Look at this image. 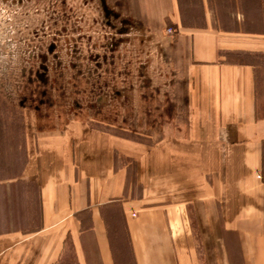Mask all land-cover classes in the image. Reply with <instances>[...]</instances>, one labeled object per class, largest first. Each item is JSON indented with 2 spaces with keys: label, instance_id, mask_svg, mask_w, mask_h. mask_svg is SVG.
I'll return each instance as SVG.
<instances>
[{
  "label": "crops",
  "instance_id": "obj_1",
  "mask_svg": "<svg viewBox=\"0 0 264 264\" xmlns=\"http://www.w3.org/2000/svg\"><path fill=\"white\" fill-rule=\"evenodd\" d=\"M246 1H123L149 32L174 29L182 98L145 100L141 138L27 131L25 163L0 179V264H119L115 221L134 264H264V30L237 29H264V9Z\"/></svg>",
  "mask_w": 264,
  "mask_h": 264
},
{
  "label": "rangeland",
  "instance_id": "obj_2",
  "mask_svg": "<svg viewBox=\"0 0 264 264\" xmlns=\"http://www.w3.org/2000/svg\"><path fill=\"white\" fill-rule=\"evenodd\" d=\"M123 1L0 0V179L13 178L25 163L27 131L85 121L141 138L145 100L182 98L183 68L165 54L172 27L149 32L120 11ZM252 1L245 6L259 7L260 0ZM251 11L256 16V8ZM253 18L237 29L264 30ZM260 62L264 66V56ZM115 222L119 264H134L123 226ZM64 258L75 263L70 251Z\"/></svg>",
  "mask_w": 264,
  "mask_h": 264
},
{
  "label": "built area",
  "instance_id": "obj_3",
  "mask_svg": "<svg viewBox=\"0 0 264 264\" xmlns=\"http://www.w3.org/2000/svg\"><path fill=\"white\" fill-rule=\"evenodd\" d=\"M168 33L171 34V35H174V34H175V31H174V29L169 28V29H168Z\"/></svg>",
  "mask_w": 264,
  "mask_h": 264
},
{
  "label": "trees",
  "instance_id": "obj_4",
  "mask_svg": "<svg viewBox=\"0 0 264 264\" xmlns=\"http://www.w3.org/2000/svg\"><path fill=\"white\" fill-rule=\"evenodd\" d=\"M259 4L261 5L259 8L261 9V7L264 9V0H260Z\"/></svg>",
  "mask_w": 264,
  "mask_h": 264
}]
</instances>
